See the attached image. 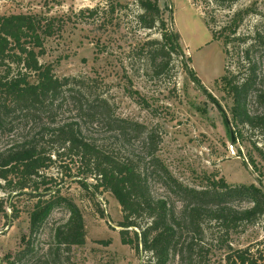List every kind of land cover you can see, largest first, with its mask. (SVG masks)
I'll list each match as a JSON object with an SVG mask.
<instances>
[{"label":"trees","instance_id":"obj_1","mask_svg":"<svg viewBox=\"0 0 264 264\" xmlns=\"http://www.w3.org/2000/svg\"><path fill=\"white\" fill-rule=\"evenodd\" d=\"M135 1L140 8L138 24L160 30L161 40H148L144 47H149L155 73L161 75L172 69L173 53L185 57L180 34L171 27L173 8L169 4L162 8L160 0ZM115 5L107 0L105 6L88 12L92 17L106 13L111 21ZM238 15H233L230 32L223 34L225 45L233 41ZM55 29V18L40 14L0 15V188L9 195H29L33 201L24 248L6 256V264L25 263L36 250L42 228L60 206L67 207L70 215L55 228L56 249L86 242L82 210L53 186L57 178L46 173L57 164L62 172L76 169V181L86 190L92 188L93 195L108 192L118 200L123 211L121 241L138 253H149L145 264H169L173 259L179 264H203L209 250L204 252L202 241L212 226L225 242L264 217V191L259 186L231 185L223 177L211 176L202 186L185 184L159 155L162 136L156 129L118 115L109 99L95 90L92 79L57 76L53 66L41 59ZM261 39L263 35L256 33L255 40ZM249 54L250 49L245 54L250 62ZM249 69L245 77L225 74L222 81L232 98L234 121L264 134V86L258 81L257 66ZM190 74L197 77L193 70ZM250 97L259 107L256 112L249 108ZM255 148L262 153L256 144ZM155 184L174 199L156 195ZM235 200L248 206L238 207ZM6 202L0 197V213L10 216ZM10 206L12 216H19L18 206ZM228 247L227 264H263L250 246Z\"/></svg>","mask_w":264,"mask_h":264},{"label":"rangeland","instance_id":"obj_2","mask_svg":"<svg viewBox=\"0 0 264 264\" xmlns=\"http://www.w3.org/2000/svg\"><path fill=\"white\" fill-rule=\"evenodd\" d=\"M113 1L116 11L111 21L106 13L92 17L88 12L105 6L107 0H0V15L36 13L55 18V34L46 40L42 61L51 64L59 77L92 79L95 90L109 99L118 115L156 129L162 136L159 155L179 180L202 186L207 176L223 177L231 185L254 183L264 191V134L234 121L232 98L222 81L225 74L245 77L255 64L264 86V0H160L162 8L168 4L173 8L171 27L180 34L185 53V57L173 53L172 69L161 75L155 73L149 47H144L148 40H161L160 30L138 24L140 8L135 0ZM236 12L239 27L225 45L223 34L230 32ZM258 32L263 39L256 41ZM249 49L250 62L245 59ZM249 108L259 110L253 97ZM62 169L57 164L46 173L57 178L53 186L82 210L86 242L56 249L55 228L70 215L67 207H57L41 230L35 252L23 264H145L149 253H138L121 241L123 211L118 200L108 192L93 195L92 188L86 190L76 181V169ZM153 189L158 196L174 199L160 184ZM15 194L0 188L10 215L0 213V264L24 248L30 231L32 197ZM11 204L18 206L19 216H12ZM234 204L248 206L239 200ZM240 230L223 242L212 226L202 241L204 252L209 250L202 263L227 264L230 244L234 249L250 246L264 264V217Z\"/></svg>","mask_w":264,"mask_h":264},{"label":"water","instance_id":"obj_3","mask_svg":"<svg viewBox=\"0 0 264 264\" xmlns=\"http://www.w3.org/2000/svg\"><path fill=\"white\" fill-rule=\"evenodd\" d=\"M232 140H233V142H235V138L234 137L232 138Z\"/></svg>","mask_w":264,"mask_h":264}]
</instances>
